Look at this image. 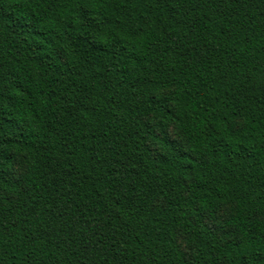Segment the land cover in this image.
Wrapping results in <instances>:
<instances>
[{
	"label": "trees",
	"instance_id": "1",
	"mask_svg": "<svg viewBox=\"0 0 264 264\" xmlns=\"http://www.w3.org/2000/svg\"><path fill=\"white\" fill-rule=\"evenodd\" d=\"M0 264H264V0H0Z\"/></svg>",
	"mask_w": 264,
	"mask_h": 264
}]
</instances>
